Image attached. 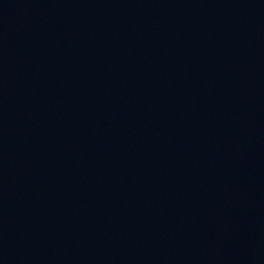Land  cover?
Instances as JSON below:
<instances>
[{"label": "water", "instance_id": "obj_1", "mask_svg": "<svg viewBox=\"0 0 264 264\" xmlns=\"http://www.w3.org/2000/svg\"><path fill=\"white\" fill-rule=\"evenodd\" d=\"M264 130V0H0V264H205Z\"/></svg>", "mask_w": 264, "mask_h": 264}]
</instances>
